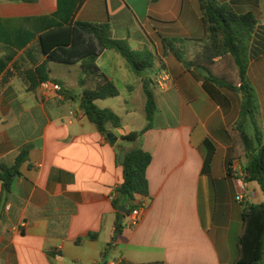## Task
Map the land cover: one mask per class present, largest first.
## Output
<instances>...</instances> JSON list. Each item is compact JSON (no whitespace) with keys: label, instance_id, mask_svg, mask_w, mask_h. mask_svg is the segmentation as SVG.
<instances>
[{"label":"crops","instance_id":"obj_1","mask_svg":"<svg viewBox=\"0 0 264 264\" xmlns=\"http://www.w3.org/2000/svg\"><path fill=\"white\" fill-rule=\"evenodd\" d=\"M218 1L239 13L252 12L259 21L249 76L263 120L264 0ZM57 10L58 0L0 1V36L5 39L0 38V58L3 49L17 50L0 75V172L29 148L11 188L0 182V206L7 191L0 212V264H97L107 249L108 264H234L243 214L264 202L261 186L249 182L247 200L237 203L229 174L232 163L243 170L247 165L244 157L234 158L243 148L229 134L239 119L242 95L218 86L197 68H187L163 45L164 39L176 40L186 59L199 56L206 45L199 0H84L78 11L76 20L108 24L113 38L155 57L150 77L159 113L152 128L129 147L121 146L123 137L147 126L143 78L149 74L136 75L119 53L107 51L97 60L120 90L117 98L97 101L121 118L120 128L109 126L115 143L89 120L80 99L62 93L81 95L79 65L49 64L62 91H29L25 72L46 59L38 37L19 46L28 32L37 31L26 20ZM158 76L166 79L164 86L156 82ZM247 130L264 141L262 121ZM133 148L152 156L148 197L132 202L146 209L139 225L131 228V214L121 206L124 227L116 236L113 203L123 182L118 159Z\"/></svg>","mask_w":264,"mask_h":264},{"label":"trees","instance_id":"obj_2","mask_svg":"<svg viewBox=\"0 0 264 264\" xmlns=\"http://www.w3.org/2000/svg\"><path fill=\"white\" fill-rule=\"evenodd\" d=\"M0 1L33 4L39 2V0ZM199 2L206 39V45L202 47L199 56L192 60L186 59L184 49L178 47L176 40L164 39V48L166 52H172L174 57L183 62L187 68H197L207 73L209 80L218 86L242 95L239 119L229 130L234 142L243 148V151L235 153L234 158L246 159V180L257 182L264 193V141L253 138L247 130L249 124L258 127L260 115L259 97L249 76L252 44L259 21L254 13H239L229 3L218 0H199ZM83 3L84 0H58V10L54 14L26 20L29 26L37 31L28 32L25 41L19 43V46L27 45L38 37L40 51L46 59L42 65L25 72L24 76L29 83L28 89L36 92L43 82L58 83V80H54L51 76L50 63L79 65L82 70L79 80L81 95L76 97L72 95L73 91L66 90L62 93L69 99H80L81 109L89 120L96 125L103 136L112 140L115 136L109 126L120 128L121 118L110 109H101L97 101L117 98L120 96V90L100 69L97 60L107 51L119 53L136 75L142 77L143 72L149 74L148 77L143 78L147 126L142 131H134L123 137L125 142L134 144L152 128L159 113L154 82L150 77L155 67V57L148 51H134L125 40L113 38L108 24L76 20ZM0 38L5 40L2 35ZM10 40L7 42L12 43L13 39ZM3 51L4 56L0 58V75L17 54V50L14 49H3ZM255 141L258 143L255 144ZM125 151L126 157L121 164L123 182L116 191L113 203L118 211L116 236L124 227L122 225L124 214L119 212L120 207L127 204L129 216L137 207L132 205L135 198L148 197L149 192L147 169L152 162L151 154L139 148ZM28 157L29 148L25 147L14 166L10 168L2 166L0 182L5 189L11 188ZM91 238L97 239L96 236ZM238 251V258L234 264H264V202L245 210ZM109 255L110 251L105 250L102 261L97 264H108Z\"/></svg>","mask_w":264,"mask_h":264},{"label":"built area","instance_id":"obj_3","mask_svg":"<svg viewBox=\"0 0 264 264\" xmlns=\"http://www.w3.org/2000/svg\"><path fill=\"white\" fill-rule=\"evenodd\" d=\"M156 82L160 86H164L166 79L161 76L157 77ZM41 89L48 91V90H55L57 92L61 91V86L56 84L52 81H46L41 84ZM231 171L229 174L231 175L235 187V200L237 203L242 204L244 203L248 196H249V182L246 180V171L239 168L237 163H232ZM146 209V205L143 204L142 206H137L131 213V220L129 223V227L135 228L139 225L144 211ZM115 264V263H110Z\"/></svg>","mask_w":264,"mask_h":264},{"label":"water","instance_id":"obj_4","mask_svg":"<svg viewBox=\"0 0 264 264\" xmlns=\"http://www.w3.org/2000/svg\"><path fill=\"white\" fill-rule=\"evenodd\" d=\"M145 75L147 76L148 73L143 72L142 76H145ZM116 141H117V138H115V137L112 138V140H111L112 143H115ZM125 157H126V152L122 151L121 154L119 155V159H118L119 163L122 164L124 162V160H125ZM6 200H7V191L4 192V197H3V200H2V203H1V206H0V212L3 211V209H4L5 205H6ZM121 211L124 212V214L128 213V210H127V208H125V206H122Z\"/></svg>","mask_w":264,"mask_h":264},{"label":"rangeland","instance_id":"obj_5","mask_svg":"<svg viewBox=\"0 0 264 264\" xmlns=\"http://www.w3.org/2000/svg\"><path fill=\"white\" fill-rule=\"evenodd\" d=\"M154 58V57H153ZM260 119V118H259ZM261 121H262V123H264V119L262 120V119H260L259 121H258V126L260 127V125H261ZM121 144V146L122 147H129L130 145H131V143L129 144V143H127V142H121L120 143Z\"/></svg>","mask_w":264,"mask_h":264}]
</instances>
